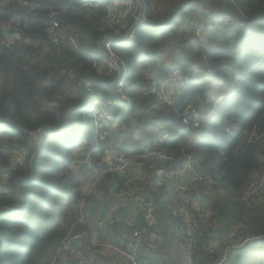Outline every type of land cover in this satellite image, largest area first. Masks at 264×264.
<instances>
[{
  "label": "trees",
  "instance_id": "obj_1",
  "mask_svg": "<svg viewBox=\"0 0 264 264\" xmlns=\"http://www.w3.org/2000/svg\"><path fill=\"white\" fill-rule=\"evenodd\" d=\"M129 1L132 9L118 24L106 19L113 0L0 3V264L55 260L91 174L106 161L99 140L103 111L121 126L110 151L141 154L169 135L161 149L175 155L145 166L146 193L155 200L159 237L169 248L181 239L184 218L168 208L173 201L164 178L190 157L212 181L203 195L209 214H192L199 230L218 223L221 247L236 239L226 231L251 238L227 264H264V202L254 207L244 199L264 176V0H219L216 10L200 0H126L116 8ZM192 13L211 28L205 39L190 31ZM53 21L61 37H75L78 49L68 42L56 51ZM129 31L132 38L125 37ZM8 36L15 39L11 45ZM114 58L119 69L112 68ZM173 68L181 75L175 84ZM156 85L174 90L171 101L153 91ZM193 109L215 112L195 126ZM116 181L124 178L108 174L90 203ZM186 200L191 205L197 198ZM110 222L116 229L124 224L113 216ZM146 246L155 256L158 249Z\"/></svg>",
  "mask_w": 264,
  "mask_h": 264
},
{
  "label": "built area",
  "instance_id": "obj_2",
  "mask_svg": "<svg viewBox=\"0 0 264 264\" xmlns=\"http://www.w3.org/2000/svg\"><path fill=\"white\" fill-rule=\"evenodd\" d=\"M8 0H0L1 2H7ZM32 3L24 2L22 6H29ZM133 6V2L129 1V4L124 8L116 9L113 5L108 8L106 19L113 24L121 23L125 20L126 16L130 13ZM142 13L136 17V23L141 21ZM217 26L223 27L221 20H218ZM190 31L196 33L201 39H205V36L209 33L211 28H208L203 23V18L199 13H192L189 23ZM60 25L58 22L53 21L49 34L50 39L56 46V51L63 49L68 42L74 45L77 49V42L75 37L71 34L62 35L58 34ZM125 37L132 38L133 33L128 32ZM17 38V37H16ZM123 35L116 38L121 40ZM66 39V40H65ZM7 43L9 45L15 42V39L11 36L7 37ZM113 69H119L117 62H112ZM169 79L171 83H178L181 79V75L178 69L173 68L170 73ZM170 89L166 85H156L153 88L154 92L165 100H170L173 94H170ZM111 101H107L105 106L109 105ZM95 104H102L100 100H96ZM215 112L214 109L209 110H197L193 109L191 114L194 116V125L198 126L200 121L207 116L212 115ZM99 118L103 120V129L99 133V140L107 152L106 161L102 168L96 170L93 174L92 182L85 191V197L78 202V213L73 223L70 235L63 241L59 249L56 252V258L51 264H115L114 259H120V264H152L149 258H146L149 249L147 243L153 246L159 240V229L156 218V204L154 198L149 196L146 192L144 166L149 159L157 158L161 162H166L175 155L172 151H164L161 149L165 139L169 137L168 134L161 135L156 143L155 148L145 149L141 154H128L120 152L117 155L111 154V142L113 139L120 135L121 126L116 121L114 114L111 111H103ZM90 155H87V159ZM21 162V159H19ZM195 163H199L198 160H193L190 157L184 161V164L177 171L172 173L171 181L173 183V197L171 210H179L183 214L184 221L179 226L178 233L183 241V258H187V264H227V261L233 250L240 249L251 238H244L242 235H231L228 231L226 233L229 236H235L234 242L219 246L220 235L224 230L218 223L211 227V229L204 233L199 230L197 224L192 219V214L203 216L206 211V203L200 205V199L198 197L207 193V186H210L212 181L208 175L204 172H198L197 175L186 178L184 173L187 169L193 167ZM132 170L133 177L128 178L122 182H112L110 192L114 193L118 197H123L135 204L137 209L141 211L142 217L139 222L134 224V228H130L126 225H122L119 228L117 234V240L107 244L108 260H100L99 263V249L101 241L103 240V230L108 226V222L111 221L113 211L116 208L107 211L104 217L96 221V227L93 229L89 225L87 208L90 203V195L95 190L97 185L101 183L108 174L115 173L118 175L126 174ZM264 189V176L258 178L255 183L248 188V191L244 195V199L249 201L251 205L254 202L263 198ZM194 195L197 200H192L189 205L186 200L188 196ZM181 199V202L178 200ZM205 210V213H204ZM143 219V224L140 225ZM219 221V220H216ZM139 222V223H138ZM91 239V244L89 240ZM187 245V249L184 247ZM196 251L197 253H193ZM185 253V254H184ZM173 261V260H172ZM174 264H177L176 262Z\"/></svg>",
  "mask_w": 264,
  "mask_h": 264
},
{
  "label": "crops",
  "instance_id": "obj_3",
  "mask_svg": "<svg viewBox=\"0 0 264 264\" xmlns=\"http://www.w3.org/2000/svg\"><path fill=\"white\" fill-rule=\"evenodd\" d=\"M125 1L126 0H113V2H112L113 3V7L114 8L120 7V6H122L124 4ZM128 4H129V2L126 3V5H128ZM173 92H174V90L170 89V94L171 95L173 94ZM111 154L112 155H117L118 153L116 151L115 152L111 151ZM157 161H160V160H157ZM145 166H144V175H145V180H146L147 174H146ZM198 172H203V171H202L200 163H195L193 165V167H191L190 169H187L185 171L184 176L186 178H190V177H193V176L197 175ZM159 173H160V175H162L161 171ZM131 175H132V170H130L128 173L122 174L120 176L123 177L124 180H126ZM171 176H172V173L170 174L169 177L164 178V180L169 183V185L168 184L167 185H168V188H169V191H170V200H172V197H173V183L171 181ZM92 177H93V174H91V178ZM91 182H92V180H91ZM111 186H110V189H111ZM210 192H212V191H210ZM205 194H207V193H205ZM207 195H205V196H207ZM205 196L204 197L200 196L201 199L199 198L201 200L199 204L202 205V206H204L202 203L208 202V200L205 199ZM208 204L209 203H206V206ZM117 206H119L118 209L116 208ZM170 207H172V203L171 202L168 203V208L171 210ZM113 208H116L113 211V218L115 217L118 221H120L121 223H124L122 225H126V226H128L127 224L132 225L133 226L132 228L135 227L134 224L137 223L139 218L142 216L141 211H139L137 209V207L135 206L134 203H132L131 201H129L127 199H124L123 197H118L113 192L111 193L110 190H109V192L107 194H103L101 192L98 193L97 197L92 199V201L90 203V206L87 208V215H88V218H89L88 221H89L90 227L94 229L96 227V221L98 219L104 217L105 214L107 213V211H109L110 209H113ZM204 213H205V210H204ZM208 214L209 213L206 211L205 215H208ZM140 220H139V222H140ZM110 223L111 222L109 221L108 222V226H106L104 228V230H103V240L100 243L101 245L98 246V248H100L102 246V248L99 249V257H100L99 263H101L100 260L101 261L105 260V259H106V261L108 260L107 255L104 256V253L107 252V244H111V242H115L117 240V234H118L119 229H116L113 226H110L109 225ZM128 227L131 228V226H128ZM177 242H178V240H177ZM165 246L168 247V244L165 245ZM172 248H174V249H178L179 248L178 252H179V254L181 256V253H182L181 250L183 249V247H178L174 243L172 245ZM162 249L165 250V247H163ZM154 251L155 250L153 249V252ZM161 252H166V251H161ZM158 255L161 257L162 253H160V251H158ZM165 256H166V254H165ZM182 256H183V253H182ZM147 257L149 258L150 261H152L151 257L148 254H146V258ZM166 257H168V256H166ZM175 259H178V257H176ZM172 260H174V259H172ZM114 261H115V264H120V262H121L120 259H118V258L114 259ZM157 264H168V263L166 261H163V262H160V263H159V261H157Z\"/></svg>",
  "mask_w": 264,
  "mask_h": 264
},
{
  "label": "rangeland",
  "instance_id": "obj_4",
  "mask_svg": "<svg viewBox=\"0 0 264 264\" xmlns=\"http://www.w3.org/2000/svg\"><path fill=\"white\" fill-rule=\"evenodd\" d=\"M219 0H200V2L201 3H203L206 7H207V9L208 10H216V3L215 2H218ZM227 1V0H226ZM122 139H125L126 138V136H123L122 135ZM208 170V169H207ZM133 173V172H132ZM132 177H133V174L131 175ZM131 176L129 177V178H131ZM217 177L218 178H220V175L218 174L217 175ZM4 179V178H3ZM128 179V178H127ZM126 179V180H127ZM0 181L1 182H4V181H2L1 179H0ZM90 184H91V182H89L88 183V185L86 186V189L88 188V186H90ZM263 192H264V189H263ZM264 197V196H263ZM262 202H264V198H262V199H260L259 201H257V202H254L253 204H252V206H257V205H259L260 203H262ZM210 205H211V203L209 202V204L207 205V206H205V208L210 212ZM90 206V203H89V205H88V207ZM236 235H242V234H239L238 232L236 233ZM174 243H177V246L178 247H182L183 246V241L180 239V238H178V242H177V240L174 242ZM165 245H167V242H163L162 241V239L161 238H159V240L156 242V243H154L153 244V247L155 248V249H158V250H156L154 253H155V256H150V254H149V256L150 257H152L153 259H158V261H159V263L160 262H163V261H166L168 264H174L175 262H177V260H179L181 257H182V253H181V256H180V254H179V252H178V249H174V248H169V247H167V246H165ZM163 247H165V250H163L162 248ZM158 251H160V253H162V256L160 257L159 255H158ZM161 251H166V252H161ZM165 254H166V256H168V257H166L165 256ZM179 255V256H178ZM236 256H237V254L236 253H234L233 254V258H236ZM176 257H178V259H175ZM172 259H174L173 261H172Z\"/></svg>",
  "mask_w": 264,
  "mask_h": 264
},
{
  "label": "water",
  "instance_id": "obj_5",
  "mask_svg": "<svg viewBox=\"0 0 264 264\" xmlns=\"http://www.w3.org/2000/svg\"><path fill=\"white\" fill-rule=\"evenodd\" d=\"M114 61L115 62H117V60L114 58ZM117 64H118V62H117ZM120 75H121V73H119V76L118 77H120ZM87 102V100L83 103V104H85ZM61 129H63V128H61ZM38 128L35 130V134L37 135V132H38ZM198 198H200L201 199V197H198ZM203 198V197H202Z\"/></svg>",
  "mask_w": 264,
  "mask_h": 264
}]
</instances>
